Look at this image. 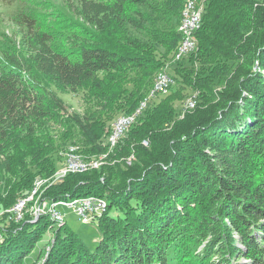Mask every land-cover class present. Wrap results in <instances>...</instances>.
Returning a JSON list of instances; mask_svg holds the SVG:
<instances>
[{
  "label": "trees",
  "instance_id": "16d2710c",
  "mask_svg": "<svg viewBox=\"0 0 264 264\" xmlns=\"http://www.w3.org/2000/svg\"><path fill=\"white\" fill-rule=\"evenodd\" d=\"M155 1L173 3L77 0L68 11L79 9L101 32L71 36L50 25L56 3H6L21 6L10 20L23 28L24 49H0V264H27L32 256L30 264H264V2L204 0L197 49L171 63L184 4L176 27L130 17L135 5L157 11ZM111 24L113 34L104 31ZM170 65L169 92L124 133L113 163L70 174L46 192L50 200L107 198V212L94 220L101 236L93 247L48 215L10 218L6 210L36 177L60 166L65 146L54 143L56 125L78 128L73 144L86 156L109 151L112 122L133 112ZM56 88L76 95L84 114ZM189 97L193 108L185 107Z\"/></svg>",
  "mask_w": 264,
  "mask_h": 264
},
{
  "label": "built area",
  "instance_id": "2783aa9c",
  "mask_svg": "<svg viewBox=\"0 0 264 264\" xmlns=\"http://www.w3.org/2000/svg\"><path fill=\"white\" fill-rule=\"evenodd\" d=\"M182 7L179 23L181 41L174 54V61L182 60L197 49L198 42L195 34L202 24L205 3L204 0H186ZM173 83L174 79L168 73L167 68L155 74L152 89L147 97L140 101L141 103L137 105L133 112L120 115L114 121L111 132L107 137L109 151L98 156L87 157L80 152L78 145H70L65 152V159L62 165L50 176H38L33 183L31 191L6 210V212H9L10 218L20 222L26 214H30L35 221L41 216L48 215L55 221L56 227H60L66 224V216L61 212L60 206L72 208L83 222H94V220L101 217L107 212L109 206L108 200L104 196L92 194L50 200L47 198L46 192L52 186L63 182L70 174L92 171L105 165L109 160L110 151L113 152L124 133L144 114L149 102L158 95L168 93L169 87ZM195 101L194 97H189L185 102V107L193 108ZM143 142L148 144L147 140ZM132 158L133 156L128 158L127 162L129 164L132 163ZM53 233L54 229L51 231L52 235ZM52 241H54L53 238Z\"/></svg>",
  "mask_w": 264,
  "mask_h": 264
},
{
  "label": "rangeland",
  "instance_id": "374dc122",
  "mask_svg": "<svg viewBox=\"0 0 264 264\" xmlns=\"http://www.w3.org/2000/svg\"><path fill=\"white\" fill-rule=\"evenodd\" d=\"M13 1H15V0H0V49L2 47H6V46L9 47V45H16L17 49L23 50L24 47H22V44H21L23 42H22L21 36L19 34L23 28L20 29V26H17L16 24L12 23L10 20V19H12V18L14 19V18H16V16H18V12L21 11V6H19L16 3L6 5V3L13 2ZM44 1H46V3L48 1L54 2L58 6L57 10L53 9V13L51 14V16L53 17V21H50V25L52 24L53 27H56L57 34L58 33L59 34L67 33L68 35L70 34V36H71L73 34H81V33L86 34L88 32H94V31L98 32V33L101 32L100 30H96L95 26L93 24H91L88 21H85L81 17L82 15L79 14V9L76 8V11L78 12L76 14V16L74 14H71L70 11H68L69 6L72 5L73 7H76V4H77L76 1L77 0H44ZM185 1L186 0H173L172 5H166L165 3L161 4L160 1L159 2L155 1V3L159 4V6H158L159 8L157 11H155L149 5H142V6L141 5H135V6H132V8H134L135 11L129 12L130 17H132L134 19H138L140 22H143L145 24H147L146 19L151 20V18H153V19L159 21L162 25H164V27H167V28L176 27V25H177L176 19H178V16L176 14V9H177V11L179 10V8L181 9L180 6H182L185 3ZM258 1L264 2V0H258ZM40 4H42V3H40ZM77 6H78V4H77ZM160 6L162 8H160ZM70 18H73L74 21H76V22L74 24L68 23L69 21L70 22L72 21V20H70ZM79 19L80 20L82 19V20L79 21ZM119 25L120 26L118 28L120 29L121 24H119ZM125 25L129 31L134 30L130 24L125 23ZM116 28H117V25L111 24V25L106 26L104 28V31L106 32L108 29H110L111 33L113 34V32ZM134 31H135V33H134L135 36L140 34L136 30H134ZM131 36H133V35H131ZM60 44H61V42H59L58 45H60ZM160 50H163V49L160 48ZM170 61H171V63L174 62L173 59ZM168 68H171V65H170V67L168 66L167 69ZM168 71H171V69H168ZM168 73H170V72H168ZM56 90L58 92V95L65 100V102L67 103V105L69 107L72 106L73 107L72 109L78 110V111H80L81 114H84V112H85V106L84 105L85 104H82V101H80V99L78 97H76V95H73L72 92H70L66 88H62V89L56 88ZM114 121L112 122V124L114 123ZM68 130L69 131L72 130V133L71 134L69 133L70 135L67 134L65 136V134L67 133L66 131H68ZM55 131L56 132H52L54 134V143H56L59 146L64 144V146H65V150L60 151L61 162L59 165L61 166L62 163L64 162L65 152H66L67 148L73 144V140L74 141L75 140L80 141L79 139H81V135H80V132H78L79 130L76 126H74L72 124H68V125L66 124V126H65V124L64 125L62 124V122H60L58 125H56ZM66 138L68 141H64V140H66ZM145 145L147 148H150L149 145L148 146H147V144H145ZM110 153H112V152L110 151ZM100 154L101 153L88 154L87 157L98 156ZM132 156H133V158H132V160H133L135 156H134V154H132ZM109 157H110V154H109ZM128 158L126 161H128ZM115 159H112V160H115ZM112 160L111 161L108 160L107 163L108 164L113 163ZM107 163H105V164H107ZM122 165L125 166L123 163H122ZM262 173L263 172L260 169L258 178H261ZM104 175H105V177L109 178V176L112 175V173L106 170ZM38 176L40 177V175H38ZM116 176H117L116 174L112 175V182L114 184H116V182H115ZM42 177H47V176H42ZM21 198H23V197H21ZM59 208H60L61 212L64 213L66 216L67 226H69L73 231H75L87 244H89L91 247H93L95 245V241H97L101 236V230L98 226V223L96 221L95 222H83V221H81L79 219V215L77 214V212H75L70 207L60 206ZM117 212H118L117 209L113 208V213L115 214ZM44 246H45V244H44ZM35 260H36L35 256H32L30 258H27L26 263L27 264L33 263V261H35Z\"/></svg>",
  "mask_w": 264,
  "mask_h": 264
}]
</instances>
